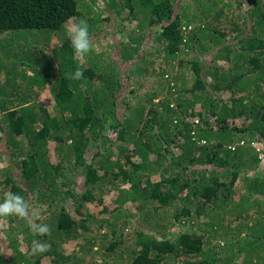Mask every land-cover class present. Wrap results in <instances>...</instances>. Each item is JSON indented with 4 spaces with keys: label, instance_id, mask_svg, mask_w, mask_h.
<instances>
[{
    "label": "trees",
    "instance_id": "obj_1",
    "mask_svg": "<svg viewBox=\"0 0 264 264\" xmlns=\"http://www.w3.org/2000/svg\"><path fill=\"white\" fill-rule=\"evenodd\" d=\"M109 4L138 37L112 44L77 0H0V201L31 205L0 219V264H264V0ZM81 19L107 48L83 62L66 36ZM50 32L68 39L56 59L9 46ZM133 209L146 226L120 218Z\"/></svg>",
    "mask_w": 264,
    "mask_h": 264
},
{
    "label": "rangeland",
    "instance_id": "obj_2",
    "mask_svg": "<svg viewBox=\"0 0 264 264\" xmlns=\"http://www.w3.org/2000/svg\"><path fill=\"white\" fill-rule=\"evenodd\" d=\"M78 1V9L79 11L82 13V15L86 16H92V15H97L99 14L100 16H97V21H95V25L93 26H90L92 27V30L94 29L95 33L97 34L98 31L100 32L101 31V37H103V35H105V37H109L112 41V44L113 42L114 43H121V42H124V41H130L131 38H128L127 35H125L126 33L129 32V34L133 37L139 35V30H136V32H133L132 28L134 26V28L136 29L138 25H134L136 23H133L132 25L129 24L127 25L126 22H122L123 20V17H125L127 15V11H124L121 13V15H116L115 16V20L116 22H113V23H110L109 21H106L104 19V17H107L109 15H113V13L111 12V7L109 6V1L110 0H77ZM220 8V7H218ZM112 13V14H110ZM138 19V22L139 20L141 19L140 16L137 18ZM71 26V23L70 25L68 26V29L70 28ZM134 29V30H135ZM90 30V31H92ZM23 33V32H22ZM24 33H30V32H27L25 31ZM23 33V34H24ZM50 32L45 39L43 38H35L33 37L31 34H29L28 36H25L27 39L23 40L22 41H17V40H13L12 38H9L8 39V42H10L9 46L12 47L14 46L16 49H18L21 45H26L28 46V44H30L31 46L34 45V47L37 49V51H42V52H48L50 54V56L52 58H54V54L56 51L59 50V48L62 46L61 44H63V42L65 40H68L61 32ZM103 33V34H102ZM22 34V35H23ZM66 36H67V33H66ZM24 37V36H23ZM22 37V38H23ZM37 39V40H36ZM44 40H46V42H44ZM50 40V41H49ZM93 40V48H97L99 50H94L98 53H100V51H105L107 50V48L103 45L104 42H101V38L97 39L95 37L92 38ZM148 40L152 43L156 42V36L154 34H151L148 36ZM49 42V44H48ZM111 47V46H110ZM119 47H116L114 48L113 50L110 51V54H109V57L113 60H116L118 57V52L117 50ZM101 57V56H100ZM99 57V58H100ZM56 59V58H54ZM57 62V60H55ZM146 66H149V65H146ZM150 81V83H152L153 81H157L158 80V76H151L150 79H148ZM47 89H49L50 87L47 86L46 87ZM43 95V98L44 100H47L48 98H52V93H51V90L49 91H46V92H43V90L41 91V93ZM262 157V155H261ZM104 197H105V200L108 201L109 200V197H107L106 194H104ZM171 214L169 215L171 217V220H172V216L174 214L173 211H169ZM129 217H131L133 215L134 219L130 220L132 222H137L138 225L141 227V226H144L145 224H143L142 220L138 217H136V214H135V209H133V211L131 212H126V210L124 211L123 214L120 215V218L123 219L124 217H127V215ZM135 215V216H134ZM142 216V213L140 214ZM146 226V225H145ZM8 225L7 223H5L4 220L0 221V235L2 236L4 234V231H5V228H7ZM189 227L186 225V223H184V221L182 220H179L177 221V224H173V227H172V231L175 233V234H179L181 232H184L185 229H188ZM130 230V229H129ZM127 230L126 233H133L135 234V232L137 233L139 230V227H133L130 231ZM147 230V229H145ZM129 231V232H128ZM79 245H78V248L79 246L81 247L80 248V253L82 254V257H85V253L84 252V248L82 247V245H85V242L84 241H81V242H78ZM77 243V244H78ZM72 245V244H71ZM99 247H101L100 243L97 244ZM91 245H88L86 246V248H90ZM125 263H128V261H125Z\"/></svg>",
    "mask_w": 264,
    "mask_h": 264
},
{
    "label": "clouds",
    "instance_id": "obj_3",
    "mask_svg": "<svg viewBox=\"0 0 264 264\" xmlns=\"http://www.w3.org/2000/svg\"><path fill=\"white\" fill-rule=\"evenodd\" d=\"M67 36L71 42L74 57L83 62L87 55L92 51V38L89 33V25L86 20L73 21L67 31ZM70 80H82L84 73L80 67H77L74 72L67 74ZM31 205L30 202L19 194L11 191L5 192L2 201H0V219L8 217H17L25 219L30 216ZM30 231L35 236L49 235L51 229L45 223H31L29 225ZM50 245L39 239H34L31 244L30 255L37 256L49 251Z\"/></svg>",
    "mask_w": 264,
    "mask_h": 264
}]
</instances>
